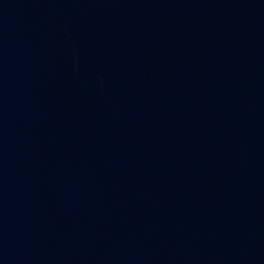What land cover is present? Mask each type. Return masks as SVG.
<instances>
[{
  "label": "water",
  "instance_id": "95a60500",
  "mask_svg": "<svg viewBox=\"0 0 264 264\" xmlns=\"http://www.w3.org/2000/svg\"><path fill=\"white\" fill-rule=\"evenodd\" d=\"M0 264H264V0H0Z\"/></svg>",
  "mask_w": 264,
  "mask_h": 264
}]
</instances>
